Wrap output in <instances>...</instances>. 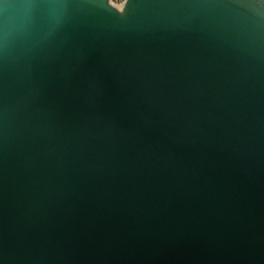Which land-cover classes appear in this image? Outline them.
Wrapping results in <instances>:
<instances>
[{
    "label": "water",
    "instance_id": "1",
    "mask_svg": "<svg viewBox=\"0 0 264 264\" xmlns=\"http://www.w3.org/2000/svg\"><path fill=\"white\" fill-rule=\"evenodd\" d=\"M0 264H264V0H0Z\"/></svg>",
    "mask_w": 264,
    "mask_h": 264
},
{
    "label": "built area",
    "instance_id": "2",
    "mask_svg": "<svg viewBox=\"0 0 264 264\" xmlns=\"http://www.w3.org/2000/svg\"><path fill=\"white\" fill-rule=\"evenodd\" d=\"M115 4H120L123 0H112Z\"/></svg>",
    "mask_w": 264,
    "mask_h": 264
}]
</instances>
